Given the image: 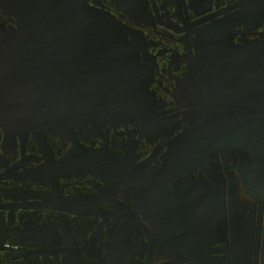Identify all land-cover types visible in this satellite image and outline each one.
Returning a JSON list of instances; mask_svg holds the SVG:
<instances>
[{
    "label": "flooded vegetation",
    "instance_id": "1",
    "mask_svg": "<svg viewBox=\"0 0 264 264\" xmlns=\"http://www.w3.org/2000/svg\"><path fill=\"white\" fill-rule=\"evenodd\" d=\"M85 1L130 29L148 110L0 125V264H264V0Z\"/></svg>",
    "mask_w": 264,
    "mask_h": 264
},
{
    "label": "water",
    "instance_id": "2",
    "mask_svg": "<svg viewBox=\"0 0 264 264\" xmlns=\"http://www.w3.org/2000/svg\"><path fill=\"white\" fill-rule=\"evenodd\" d=\"M0 8L17 17V27L0 24L4 128L66 137L145 116L149 94L131 31L113 14L85 0H0ZM250 174L251 194L264 204L257 163Z\"/></svg>",
    "mask_w": 264,
    "mask_h": 264
}]
</instances>
